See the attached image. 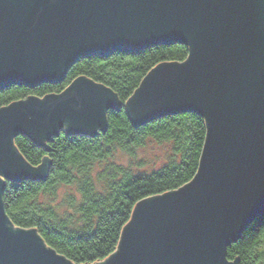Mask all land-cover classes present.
I'll return each instance as SVG.
<instances>
[{"label": "water", "instance_id": "obj_1", "mask_svg": "<svg viewBox=\"0 0 264 264\" xmlns=\"http://www.w3.org/2000/svg\"><path fill=\"white\" fill-rule=\"evenodd\" d=\"M172 43L186 59L154 66L124 103L78 76L0 107V264H74L6 214L4 179L49 165H29L13 138L93 135L123 106L133 125L194 111L206 136L193 179L138 201L117 250L94 264H238L228 245L264 214V0H0V91L57 83L89 55Z\"/></svg>", "mask_w": 264, "mask_h": 264}, {"label": "trees", "instance_id": "obj_2", "mask_svg": "<svg viewBox=\"0 0 264 264\" xmlns=\"http://www.w3.org/2000/svg\"><path fill=\"white\" fill-rule=\"evenodd\" d=\"M188 53L187 45L172 43L137 53L82 57L57 83L1 90L0 107L29 95L59 93L78 76L108 87L124 103L150 69L161 62H182ZM105 116L106 128L93 135L68 134L59 129L40 140L28 133L17 134L13 143L20 156L33 167L47 158V173L42 177L4 179L2 198L12 224L35 229L47 247L74 264H94L116 251L123 227L138 201L191 181L205 141V120L194 111L165 115L143 125H133L124 106L109 109ZM148 140L166 143L169 153L164 164L143 171L135 153ZM117 151L130 156L132 163L115 162ZM61 187L75 191L67 195L63 213L51 203ZM227 258L237 259L238 264H264V214L228 245Z\"/></svg>", "mask_w": 264, "mask_h": 264}, {"label": "rangeland", "instance_id": "obj_3", "mask_svg": "<svg viewBox=\"0 0 264 264\" xmlns=\"http://www.w3.org/2000/svg\"><path fill=\"white\" fill-rule=\"evenodd\" d=\"M145 145L138 148L135 153L136 161L139 159L140 163H142L140 169L143 171L153 170L167 161L168 157V145L166 143H155L150 140L147 141ZM114 161L123 164L130 165L133 160H131L130 156L122 151H117L113 157ZM135 166V164H133ZM100 165H97L95 168L98 169ZM70 187H61L57 190V194L55 199H51V203L58 208L59 213H63L67 207H65L66 197L70 192L75 193L74 189H69ZM77 199L79 195L76 194ZM50 200V199H46ZM38 233V232H37ZM39 234V233H38Z\"/></svg>", "mask_w": 264, "mask_h": 264}]
</instances>
